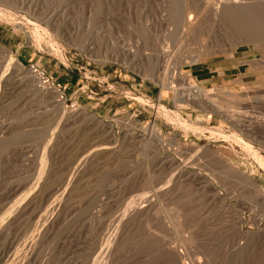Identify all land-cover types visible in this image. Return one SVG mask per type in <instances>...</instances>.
Returning <instances> with one entry per match:
<instances>
[{
	"label": "rangeland",
	"instance_id": "obj_1",
	"mask_svg": "<svg viewBox=\"0 0 264 264\" xmlns=\"http://www.w3.org/2000/svg\"><path fill=\"white\" fill-rule=\"evenodd\" d=\"M207 1L0 0V264H264V8L259 49L183 65Z\"/></svg>",
	"mask_w": 264,
	"mask_h": 264
},
{
	"label": "bare ground",
	"instance_id": "obj_2",
	"mask_svg": "<svg viewBox=\"0 0 264 264\" xmlns=\"http://www.w3.org/2000/svg\"><path fill=\"white\" fill-rule=\"evenodd\" d=\"M186 4H188V2ZM204 4L205 5H204L203 8L197 9V10H193L191 7H189V4H188V6H184V8H183L184 11L181 14V18L183 17V19H182V28L185 30V32H186L185 35L186 36H190L192 38L193 37L192 35H194L195 33L196 34L197 33L198 34L200 33L202 35L201 42L203 41V38H204V40L206 42V37H209V33L212 31V30L210 31V29H211L210 26H213V27L214 26L215 27L218 26L219 29L221 28L220 29V32H221V34H220V36H221L220 43L219 44H217L218 42L216 44L213 43L214 45H216L214 48L212 46H210V45L208 47V45H207L208 40L206 42V45L207 46L206 45L202 46V44H205V42L201 43V46L203 47V50L196 52L195 55L191 54L193 56L190 55L191 57L187 58V60L185 61V63L183 65H192L193 63H196V62H203V61H205L206 57H208L212 53H218V54H227V53H230L231 54L230 56H233L234 57L235 51L237 50V48L241 44H250V43H252V44H255L256 45V48L257 49H259L261 47V41L259 40V37H258L259 34L256 35L257 33L255 31H254L255 34H253L252 31H251V34H247L246 33L247 32L246 30L252 29V27L249 26L250 27L249 29H246V28H248L247 24H251V22H253V21H250V20H253V18H256V17H254L255 14H256V11L260 10L261 8H264V6H263L264 5V2H261V1H258V0H209L206 3H204ZM260 11H262V10H260ZM263 12H264V10H263ZM261 17L262 16L260 14V18ZM258 19H259V16H258ZM253 24H255V23L253 22ZM262 25H264V24H262ZM244 27H246L245 28L246 30L244 29ZM253 27H257V26L256 25L255 26L253 25ZM260 30H262V28L259 29V31ZM263 30H262V32H263ZM185 32H183V33H185ZM200 34H199V36H201ZM213 34H214V32H213ZM194 36H196V35H194ZM211 36H212V34H211ZM209 39H211V38L209 37ZM209 44L212 45V40H211V43H209ZM135 52L130 51V54L133 55ZM155 55H156V64H154V65L156 67L155 69H156V72H157L161 68L160 64H162L163 62H165L164 59H166L169 55L168 56L167 55L164 56L165 55L164 52L162 54L157 52V53H155ZM228 56H229V54H228ZM10 60H11V64H13L14 66H20L19 63L16 60H13V59H10ZM187 72L185 73L182 70V75H181L182 76L183 83H187V88H186V91L185 92H187L186 94H187L188 98L186 99V101L188 103L192 104L191 106L195 105V106L201 107L203 109L205 108V109L211 110L212 113H213V111L215 113L216 112H220L219 111V108H218L219 107V104L217 106V103H215L216 104L215 105L214 102H213L214 100L212 101L211 98H210L211 96L210 97L208 96L212 92H209V94H208V92H206L205 90H203L202 87L197 86L196 83L193 80H191V77H190V75ZM153 73H155L154 70L152 71V74ZM156 75H155V77H156ZM7 78H10V77H7ZM158 81H160V80L158 79ZM7 82H8V80L6 81V79L4 77H1L0 78V84L2 86L6 85ZM159 83H160V86L161 87L163 86L162 88H166L167 85H168V83H167V81L165 79H163V82L160 81ZM218 90H215V91L216 92L217 91L220 92V89H218ZM220 95H221V92H220ZM222 95H223V93H222ZM229 95H231V94H228L227 96H229ZM227 96L224 95L223 97H227ZM180 97H182L181 94L180 95L177 94L176 98L180 99ZM230 97H232V95ZM227 98H228V100H230L229 97H227ZM227 98H225L226 100L224 99L226 101L224 103V105L226 104L224 107H227L228 105H230L229 104L230 101L228 102ZM231 99L233 100V98H231ZM234 99L237 100L236 97ZM138 101H140V100H138ZM234 101L235 100H233V103H235ZM159 107H160V105H159ZM222 108H223V106H222ZM81 113H84V112L82 111ZM174 116H176V115H174ZM233 116H235V115H233ZM229 117H227V118H229ZM232 117H230V118H232ZM167 118H169V117H167ZM233 118H235V117H233ZM263 121H264V119H263ZM151 132L155 135L156 138H159L161 136V133L158 130H156L154 127L151 129ZM172 164H173V162H172ZM196 176L197 177H202L200 175L198 176L197 174L195 175V177ZM211 186H213L212 183H211ZM98 212L100 213V211H98ZM95 214H97V213H95ZM95 218H96V216H95ZM114 245L115 244L113 243L112 246L109 247V249H108L109 251H108L107 256H106L107 262L105 261L106 262L105 264H107V263L109 264V262H111V261L113 262V260H114V258H113V260L111 259V256H112L111 255V252L113 251ZM167 251H169V250H167ZM170 252H172V250ZM174 253H175V251H174ZM179 261H180V259H179Z\"/></svg>",
	"mask_w": 264,
	"mask_h": 264
}]
</instances>
